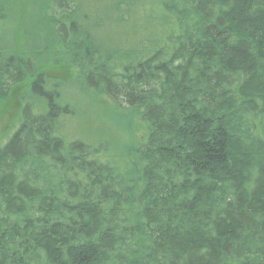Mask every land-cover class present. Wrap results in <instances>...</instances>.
I'll return each mask as SVG.
<instances>
[{
	"label": "trees",
	"instance_id": "1",
	"mask_svg": "<svg viewBox=\"0 0 264 264\" xmlns=\"http://www.w3.org/2000/svg\"><path fill=\"white\" fill-rule=\"evenodd\" d=\"M136 1L149 36L95 45L84 25L118 33ZM78 7L48 0L14 37L0 5V105L26 81L39 101L0 148V264H264V0H115L94 23ZM44 61L143 129L121 171L62 136Z\"/></svg>",
	"mask_w": 264,
	"mask_h": 264
},
{
	"label": "rangeland",
	"instance_id": "2",
	"mask_svg": "<svg viewBox=\"0 0 264 264\" xmlns=\"http://www.w3.org/2000/svg\"><path fill=\"white\" fill-rule=\"evenodd\" d=\"M114 2L115 0H78L77 14L81 20L87 18L89 22H93L94 20L101 21L105 17L112 18L113 15L109 13L112 10L116 18L117 14L112 8ZM0 3H3L0 5L6 8L16 10L15 16L14 13L10 15V24H14L15 27L14 37L17 32L23 34L20 30L33 33L36 28L43 26V23L39 22L40 15L46 8L48 0H2ZM152 7V2L137 3L136 1L133 8L124 13V28L120 29L111 25L118 33L113 32L110 27H105V29L102 27L98 32L91 30L89 25L84 26L89 30L95 45H105L107 42L119 44L122 41L133 43L143 41L150 34L146 21L151 18L150 8ZM10 9L8 11H11ZM103 22L106 25L109 24L106 20ZM132 24H135V27H132ZM134 36L142 39H134ZM125 37L130 38L125 39ZM30 42L32 46L29 48H34L38 45L39 39H31ZM111 47L110 44L106 48ZM45 64V61L40 64V70L46 78L47 87L52 88L56 93L57 103L69 111V114L61 120L62 136L67 140H81L94 146L101 145L103 158L112 161L121 171L127 153L136 141L143 138V129L139 126L129 127L124 117L125 111L117 108L103 96L85 91L74 72L62 69L61 66L52 67L48 63ZM28 86L29 81H26L9 96L6 102L0 105V148L4 146L15 129L16 119L19 118V110L23 102L31 104L39 102L32 96ZM34 112L37 110L34 109Z\"/></svg>",
	"mask_w": 264,
	"mask_h": 264
}]
</instances>
